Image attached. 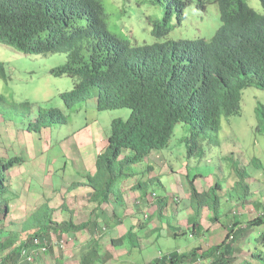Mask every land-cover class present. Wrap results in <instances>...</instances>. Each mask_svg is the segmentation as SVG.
<instances>
[{
  "label": "trees",
  "instance_id": "trees-1",
  "mask_svg": "<svg viewBox=\"0 0 264 264\" xmlns=\"http://www.w3.org/2000/svg\"><path fill=\"white\" fill-rule=\"evenodd\" d=\"M148 1L161 10V18L151 32L156 41L168 36L173 21L176 25L181 23L183 11L189 7L205 12L207 5H214L221 25L209 40L195 37L192 41L132 46L108 32L100 0H0V42L26 55L66 56V63L51 71L54 77L72 80V89L60 94L66 108L95 97L97 111L130 110L126 121H112L106 146L96 157L95 171L86 177L85 186L92 190L89 202L95 203L97 209L103 205L124 206V188L119 186L115 192V178L123 176L121 172L116 175L119 157L125 155L121 164L128 167L143 162L152 151L167 147L179 123L191 130L188 141L192 150L197 147L200 133H210L209 143L216 146L220 119L239 114L242 91L252 86L264 91V16L251 9L246 0ZM258 1L264 11V0ZM40 117L26 125L28 133L66 123L57 110ZM23 163L21 157L0 158V225L10 213L14 169ZM195 180H189L192 214L176 222L180 226L186 221L192 237L208 232L201 225L203 211L211 213V219L217 222L220 209L219 197L198 192ZM71 186L66 191H73L79 184ZM220 188L215 183L208 192ZM132 189L138 191L142 187L136 183ZM173 201L177 208V201ZM166 206L165 202L158 208L160 219L168 217L164 214ZM41 208L31 217L35 222L21 226V234L0 228V264H29L21 262V252L44 246L46 255H57L55 262L62 264L63 252L52 251L50 243L60 242L64 236L77 238L82 233L87 237L85 243L68 260L77 256L79 264H108L112 259V253L100 249L99 238L103 230L110 228L111 221L118 219L116 210L112 209V216L99 222L90 219L76 224L72 214L68 220L53 222L47 204ZM165 226L168 236L182 235L169 233L176 228L171 224ZM243 226L256 230V237L252 243L248 241L246 257L237 262L235 254L241 249L238 244L243 239ZM225 229L226 235L217 245L196 246L160 257L159 252L156 256L150 253L153 260L144 264H264V213L245 225L234 217L228 218ZM140 240L138 232L130 228L121 237L109 239V246L115 251L125 250L129 256L133 249L142 248Z\"/></svg>",
  "mask_w": 264,
  "mask_h": 264
},
{
  "label": "rangeland",
  "instance_id": "rangeland-1",
  "mask_svg": "<svg viewBox=\"0 0 264 264\" xmlns=\"http://www.w3.org/2000/svg\"><path fill=\"white\" fill-rule=\"evenodd\" d=\"M100 2L108 32L132 46L192 41L195 37L209 40L221 25L214 5H207L205 12L189 7L183 11L181 23L176 25L173 21L168 36L156 41L151 32L161 18L159 7L148 0ZM246 3L258 15L264 16L258 0H246ZM65 63L66 56L63 54L26 55L0 42V158L21 157L24 160L22 166L14 169L16 172L8 203L10 213L0 225L4 232L21 234V226L35 222L32 215L47 203L53 206L48 209L53 222L68 220L75 200L62 198V194L67 196L70 192L66 190L72 187L71 183L91 176L95 171L94 164L91 168L76 162L77 148L78 154L88 157L91 162L100 145V138H105L103 147L106 146L112 121H126L130 116L129 109L97 111L95 97L77 102L73 108H66L60 94L72 89V80L66 76L54 77L51 73ZM52 110L60 111L66 123L50 125L39 133L26 131L29 122L42 118L40 114ZM46 119L49 118L44 117ZM190 133L187 125L179 123L167 147L152 151L143 162L128 167L121 164L125 155L117 160L116 175L121 172L123 176L122 179L115 178V192H118L119 186L122 190L125 187L127 203L132 207L118 210V205H111L110 210L119 212L124 222H143L141 229L139 222L135 227L144 238L151 229L160 232L148 237L142 248L133 249L129 256L122 250L112 251L119 259L115 264H144L151 259L150 253H155V256L157 252L161 255L174 251L183 253L196 246L208 248L209 245H217L226 235L228 218L234 217L245 225L264 213V91L254 86L242 91L239 114L220 119L216 146L209 143L210 133H200L197 147L192 150L188 141ZM125 154L128 152L125 151ZM150 175L155 178L152 182H149ZM15 178L20 180L15 181ZM193 179H196L195 184L200 191H207L211 196L216 194L220 206L217 222L211 219V213L203 211L201 221L208 232L203 231L194 237L190 235L186 221L176 226L177 221L186 220L192 214L188 197L189 180ZM136 183L141 185L142 190L132 191ZM215 183L221 188L208 192V187ZM51 197L53 199L49 200ZM173 200L177 201V208ZM165 202L164 214L168 217L160 219L157 211ZM62 204L66 207L63 208ZM124 215L133 218L123 219ZM167 223L176 227L169 233L182 235L168 236ZM120 226L110 225L106 232H102L99 240L102 251L111 250L108 247L110 235L120 236ZM242 229L243 239L238 244L241 249L235 254L237 262L246 257L248 241L252 243L256 237V230L244 229V226ZM86 238V234L82 233L77 238L64 236L60 242L52 240L51 250L63 252L62 264H79L77 256L67 258L80 246L78 244L85 243ZM22 239L23 236H20ZM46 253L35 255L32 264H57V255Z\"/></svg>",
  "mask_w": 264,
  "mask_h": 264
},
{
  "label": "crops",
  "instance_id": "crops-1",
  "mask_svg": "<svg viewBox=\"0 0 264 264\" xmlns=\"http://www.w3.org/2000/svg\"><path fill=\"white\" fill-rule=\"evenodd\" d=\"M103 140H104V138H100L99 139V144H100V145H98L99 148L97 146V149L95 150V153H93V155H92V161L91 162L88 160V157H85V156H83L81 154H78L77 151L79 149L77 148V151H76V153H77L76 162L82 163L83 165H86V166H89V167L92 168V165L93 164L95 165V161H96V157H97L98 153L102 150L100 148H103V143H104ZM80 144H79V146H80ZM79 158L82 159V161H78ZM162 170H165V169H162ZM149 178H150L149 181H152V179L154 178V175H150ZM85 179H86L85 177H81L79 179V181L76 182V183L79 184V186L77 187V189H74L73 191H71L70 193H68L67 196L65 195V193L62 194V198L69 197L70 200H75V203L70 207V209L72 210V219H73V221L76 224L88 222V220H90V219L98 220V222H99V221H101L103 219H106V218L111 217L112 216V211L110 210V206L109 205L108 206L107 205H103L100 208L101 209L100 210V209H97V205L95 203L89 202V199H90V197L92 195V192H91L92 190L89 187L85 186V184H86V180ZM17 180H20V179L15 178V181H17ZM132 186H133V184H131V187ZM194 186L196 187V189L198 190V192H203V191H200L197 188V185L195 184V182H194ZM126 191L127 190L124 187V195H123L124 206L121 207V208H118V210H126V209L132 207V206H130L127 203V199L128 198H127V196H125L126 195ZM132 191H134V190L132 189ZM185 192H186V190H184L183 195H185ZM135 197L136 196H134V199H132L133 202L135 201ZM180 198H182V197H180ZM52 199H53V197L49 198V200H52ZM139 199H141V198H139ZM188 199H189V197H188ZM136 200H138V199H136ZM48 204H49V206L51 208L53 207L52 204H50V203H48ZM150 209H153V208H150ZM115 214H116V217L118 219L111 221V224L113 226L114 225H118V224L120 225L121 224L120 227L122 229V234L120 236H118V237H114V236H112V235L109 234L110 235V239H116V238L121 237L130 228L133 229V232H138V229L135 227V224H137V222H139V221H137L135 223L124 222L121 219L122 215L119 212L115 211ZM132 218L133 217H131V216H125V215L123 216V219H132ZM140 223H141V227H139V228L141 229L143 227V222H140ZM201 225L203 226L204 229H206V227L203 225V222L202 221H201ZM165 227H167V226H165ZM114 230H116V229H114ZM103 231L106 232V229L103 230ZM159 232H160V230H159ZM154 233H158V230L157 229H151L150 230V233L145 238L144 237H141L140 234L138 233V236L141 238V240H140L141 243H144L146 241V239H149L148 237H150ZM99 240H100V238H99ZM78 245H82V244H78ZM99 247H100V245H99ZM108 247L111 250L110 251L109 250H105V252L112 253V259L108 262V264L116 263V261H118L119 259H118L117 256H115L117 254H114L112 251H114V252H117V251L113 250L109 246V242H108ZM122 251H124L123 253H125V250H122ZM151 260H153V259H151Z\"/></svg>",
  "mask_w": 264,
  "mask_h": 264
},
{
  "label": "built area",
  "instance_id": "built-area-1",
  "mask_svg": "<svg viewBox=\"0 0 264 264\" xmlns=\"http://www.w3.org/2000/svg\"><path fill=\"white\" fill-rule=\"evenodd\" d=\"M35 243H38L37 241H35ZM41 252H44L45 251V248L44 247H41L39 249ZM37 253L35 251H31L30 254L26 251V250H23L21 252V257L26 259L27 261H31L32 260V257L35 256Z\"/></svg>",
  "mask_w": 264,
  "mask_h": 264
},
{
  "label": "clouds",
  "instance_id": "clouds-1",
  "mask_svg": "<svg viewBox=\"0 0 264 264\" xmlns=\"http://www.w3.org/2000/svg\"><path fill=\"white\" fill-rule=\"evenodd\" d=\"M187 178V177H186ZM48 204V203H47ZM49 208H51L49 205H47ZM44 248H45V251L44 252H41L39 249L37 250V251H35L37 254L36 255H38V254H43V253H45L46 252V246H44ZM31 252V251H30ZM30 252H28L29 254H30ZM21 255V254H20ZM21 257V256H20ZM158 257H160V253H159V255H158ZM34 258H35V256H33L32 257V260L31 261H27L26 259H24V258H20L21 259V262H26V263H32L33 261H34Z\"/></svg>",
  "mask_w": 264,
  "mask_h": 264
},
{
  "label": "bare ground",
  "instance_id": "bare-ground-1",
  "mask_svg": "<svg viewBox=\"0 0 264 264\" xmlns=\"http://www.w3.org/2000/svg\"><path fill=\"white\" fill-rule=\"evenodd\" d=\"M62 248H63V247H62ZM62 248H61V249H62ZM181 253H182V252H181ZM179 254H180V253H179Z\"/></svg>",
  "mask_w": 264,
  "mask_h": 264
}]
</instances>
